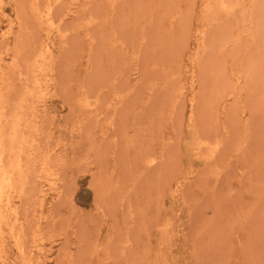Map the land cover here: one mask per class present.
<instances>
[{
    "label": "rangeland",
    "instance_id": "1",
    "mask_svg": "<svg viewBox=\"0 0 264 264\" xmlns=\"http://www.w3.org/2000/svg\"><path fill=\"white\" fill-rule=\"evenodd\" d=\"M0 264H264V0H0Z\"/></svg>",
    "mask_w": 264,
    "mask_h": 264
},
{
    "label": "bare ground",
    "instance_id": "2",
    "mask_svg": "<svg viewBox=\"0 0 264 264\" xmlns=\"http://www.w3.org/2000/svg\"><path fill=\"white\" fill-rule=\"evenodd\" d=\"M0 188H1V185H0Z\"/></svg>",
    "mask_w": 264,
    "mask_h": 264
}]
</instances>
